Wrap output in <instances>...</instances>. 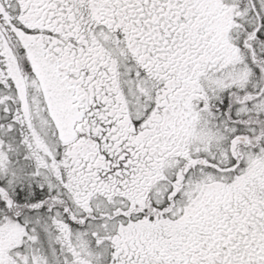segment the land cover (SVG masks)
Wrapping results in <instances>:
<instances>
[{
  "label": "snow or ice",
  "instance_id": "obj_1",
  "mask_svg": "<svg viewBox=\"0 0 264 264\" xmlns=\"http://www.w3.org/2000/svg\"><path fill=\"white\" fill-rule=\"evenodd\" d=\"M0 264H264V0H0Z\"/></svg>",
  "mask_w": 264,
  "mask_h": 264
}]
</instances>
